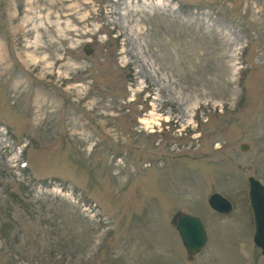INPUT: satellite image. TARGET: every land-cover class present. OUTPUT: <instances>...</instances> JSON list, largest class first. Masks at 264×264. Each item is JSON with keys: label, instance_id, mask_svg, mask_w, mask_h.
Wrapping results in <instances>:
<instances>
[{"label": "rangeland", "instance_id": "obj_1", "mask_svg": "<svg viewBox=\"0 0 264 264\" xmlns=\"http://www.w3.org/2000/svg\"><path fill=\"white\" fill-rule=\"evenodd\" d=\"M250 176L264 0H0V264H264Z\"/></svg>", "mask_w": 264, "mask_h": 264}, {"label": "water", "instance_id": "obj_2", "mask_svg": "<svg viewBox=\"0 0 264 264\" xmlns=\"http://www.w3.org/2000/svg\"><path fill=\"white\" fill-rule=\"evenodd\" d=\"M84 50L90 54L93 49L85 46ZM243 150L248 149L247 144L242 145ZM250 198L256 219V233L254 240L257 245L263 248L264 254V185L254 177L250 178ZM210 205L219 212H229L232 209L231 203L219 193H214L209 198ZM178 230L183 244L192 258L201 252L208 241L207 229L199 216L177 211L172 218Z\"/></svg>", "mask_w": 264, "mask_h": 264}, {"label": "bare ground", "instance_id": "obj_3", "mask_svg": "<svg viewBox=\"0 0 264 264\" xmlns=\"http://www.w3.org/2000/svg\"><path fill=\"white\" fill-rule=\"evenodd\" d=\"M73 8H70L69 10H72ZM66 17H74V14L65 15ZM145 122V121H144Z\"/></svg>", "mask_w": 264, "mask_h": 264}]
</instances>
